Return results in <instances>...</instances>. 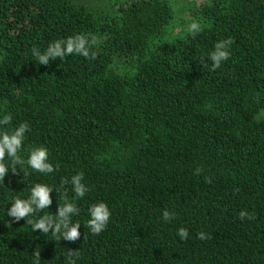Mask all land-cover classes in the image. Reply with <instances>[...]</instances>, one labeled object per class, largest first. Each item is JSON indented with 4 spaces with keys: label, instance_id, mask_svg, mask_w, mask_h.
Here are the masks:
<instances>
[{
    "label": "trees",
    "instance_id": "16d2710c",
    "mask_svg": "<svg viewBox=\"0 0 264 264\" xmlns=\"http://www.w3.org/2000/svg\"><path fill=\"white\" fill-rule=\"evenodd\" d=\"M110 7L0 0V118L12 117L0 128L30 125L25 163L0 180V264H33L34 250L40 264H67L68 250L79 253L76 264H264V0ZM77 34L96 37L95 59L71 54L45 66L34 57V47ZM227 38L231 55L212 70L207 56ZM40 146L52 173L27 164ZM80 172V238L33 231L27 220L63 204L56 189L74 199ZM36 183L53 187L52 204L10 226L14 198L27 199ZM98 202L111 217L95 235L88 209ZM164 209L175 218L164 221Z\"/></svg>",
    "mask_w": 264,
    "mask_h": 264
},
{
    "label": "clouds",
    "instance_id": "9594fccd",
    "mask_svg": "<svg viewBox=\"0 0 264 264\" xmlns=\"http://www.w3.org/2000/svg\"><path fill=\"white\" fill-rule=\"evenodd\" d=\"M200 30L198 23H192L190 31L197 33ZM96 43V37L84 34H77L75 36L68 37L66 39H57L50 43L47 48L41 51L39 48L34 47L32 52L36 60L41 65L47 66L51 59H63L71 54H78L88 59H95L97 53L91 51L92 46ZM233 44L231 38L223 39L215 43L214 50L208 54L207 59L211 61L212 70H215L221 66V63L227 60L230 53V46ZM201 63L204 64V58H201ZM12 117L9 114H5L0 118V126L10 125ZM30 129V125L27 122H22L18 127L13 129L0 128V180H3L5 175L9 172V169L13 173L16 172V165H23L24 159L19 155L23 147V141L25 133ZM8 157L10 165L5 163V158ZM27 164L33 170L49 174L56 170V168L49 162L48 150L46 147H34L30 151L27 159ZM201 169L197 168L194 174H199ZM84 174L82 172L77 173L71 177L72 191L75 194L74 199L69 200L67 190L57 192L63 197V204L57 207L56 214H47L39 216L35 220H27L26 222L31 225L32 230H39L43 234L49 232L55 237H61L62 240L75 242L80 238V224L79 222L73 223L72 216L79 214V209L75 203V199L82 198L88 191L87 186L82 182ZM210 183V178H205ZM67 178H64L61 182V188L63 185L68 184ZM54 191L53 187L43 183H36L31 188L30 196L27 199H21L19 197L14 198V202L7 210V215L11 217V221L8 224L11 226L12 222H19L20 220H26V217L33 216L36 213L42 211L45 208H49L52 204L51 193ZM90 213V219L87 221V226L91 230L92 234H100L108 224L111 217V212L108 205L104 202H98L92 204L88 209ZM176 216L175 212L164 209L162 212V218L164 221H170ZM241 220L253 219L254 214L246 211L239 213ZM178 236L181 240H186L189 236L186 228H180L178 230ZM197 238L204 240L209 239L210 236L204 232L197 234ZM34 258L33 264H40V251L34 250L32 252ZM79 258V253L75 250H68L66 254L67 264H76V259Z\"/></svg>",
    "mask_w": 264,
    "mask_h": 264
},
{
    "label": "rangeland",
    "instance_id": "374dc122",
    "mask_svg": "<svg viewBox=\"0 0 264 264\" xmlns=\"http://www.w3.org/2000/svg\"><path fill=\"white\" fill-rule=\"evenodd\" d=\"M79 3L87 4L97 10H109L110 4L116 0H75Z\"/></svg>",
    "mask_w": 264,
    "mask_h": 264
}]
</instances>
